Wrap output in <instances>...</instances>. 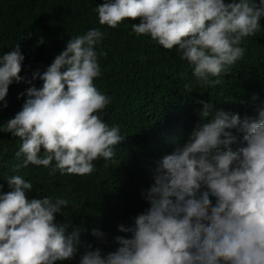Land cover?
<instances>
[{"label": "clouds", "instance_id": "9594fccd", "mask_svg": "<svg viewBox=\"0 0 264 264\" xmlns=\"http://www.w3.org/2000/svg\"><path fill=\"white\" fill-rule=\"evenodd\" d=\"M94 10L98 22L112 28L139 17L131 31L175 48L191 68L198 95L196 82L219 84L244 56L241 41L262 27L264 0H104ZM104 36L96 27L71 36L27 80L20 75V42L0 54L2 106L13 81L31 85L18 93L25 96L20 110L0 124V131L20 140L14 170L31 163L84 175L95 170L94 160L114 155L124 136L119 124L103 120L113 100L94 81L101 71L98 56L106 54L96 48ZM36 79L39 87L32 83ZM146 84L161 85L157 71L134 80V115L147 107ZM197 103L193 116L181 121L193 127L187 138L156 157L141 192L148 206L131 225H118L130 236H115L113 251L82 243L81 226L56 222V213L65 215L67 199L29 198L31 180L6 174L10 190H0V264H264V89L253 95L249 112L229 108L227 99L223 108L210 100ZM174 120L171 128L182 127ZM91 233L104 237L95 227Z\"/></svg>", "mask_w": 264, "mask_h": 264}, {"label": "trees", "instance_id": "16d2710c", "mask_svg": "<svg viewBox=\"0 0 264 264\" xmlns=\"http://www.w3.org/2000/svg\"><path fill=\"white\" fill-rule=\"evenodd\" d=\"M103 2L0 0V54L20 42L25 56L20 75L25 80L31 78L35 69L43 71L71 36L93 27L105 32L96 48L106 54L98 56L101 71L94 81L113 100L103 120L109 125L119 124L120 134L124 136L114 145L110 159L93 161L95 170L90 174L62 175L59 170L52 172L50 167L31 163L14 170L20 140L11 132L0 131V184L4 185L0 190H10L4 178L6 174H19L33 184L26 192L29 198L64 197L68 206H63L65 215L55 214L56 222H64L69 228L73 224L81 226L82 243L109 252L118 246L115 236H130L120 231L118 225H131L132 218L148 206L141 192L148 187L145 181L152 173L156 157L187 138L193 127L181 121L193 116L195 107L199 106L197 102L210 100L214 107L223 108L227 99L229 108L249 112L253 95L264 89V30L261 32L264 17L260 18L262 27L241 41L245 54L232 71L223 78L220 76V83L214 86L196 82L197 95V87L189 78L191 68L175 48L164 49L149 36L132 32L131 23H138L139 17H128L115 28L100 24L94 9ZM41 36L43 43H37ZM150 71L158 72L161 85L142 87L147 107L134 115L131 109L134 80ZM25 80L9 85L7 106L0 102V124L20 110L25 96L18 97V93L31 86ZM32 83L39 87L42 81L36 79ZM172 118L175 123L181 122L182 127L171 128ZM94 227L103 231V238L92 235Z\"/></svg>", "mask_w": 264, "mask_h": 264}]
</instances>
